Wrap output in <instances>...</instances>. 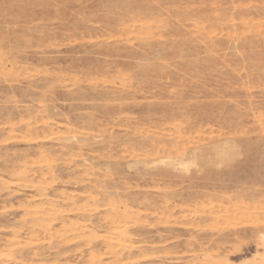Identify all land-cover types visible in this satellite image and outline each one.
<instances>
[{
    "label": "rangeland",
    "instance_id": "obj_1",
    "mask_svg": "<svg viewBox=\"0 0 264 264\" xmlns=\"http://www.w3.org/2000/svg\"><path fill=\"white\" fill-rule=\"evenodd\" d=\"M263 236L264 0H0V264H259Z\"/></svg>",
    "mask_w": 264,
    "mask_h": 264
},
{
    "label": "bare ground",
    "instance_id": "obj_2",
    "mask_svg": "<svg viewBox=\"0 0 264 264\" xmlns=\"http://www.w3.org/2000/svg\"><path fill=\"white\" fill-rule=\"evenodd\" d=\"M163 162V161H162ZM144 195V194H143ZM124 224V223H123ZM122 226V225H121ZM125 227V226H124ZM117 229H119V227L117 228ZM123 230V228L121 229V231ZM120 232V231H119ZM123 233V232H122ZM127 235H130V234H128L127 233ZM117 238H119V235H118V237H116V239ZM123 239V238H122ZM118 240V239H117ZM120 241V240H119ZM263 241H264V236H263ZM121 242V241H120ZM261 242H262V240H261ZM117 243H118V241H117ZM260 243V242H259ZM120 246V245H119ZM263 257H264V255H263ZM256 263H257V261H256ZM255 263V264H256ZM254 264V263H253ZM259 264H264V260H261V262L259 263Z\"/></svg>",
    "mask_w": 264,
    "mask_h": 264
}]
</instances>
